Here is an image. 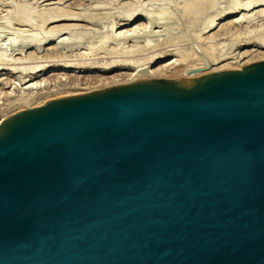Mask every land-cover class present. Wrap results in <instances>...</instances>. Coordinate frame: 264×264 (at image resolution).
<instances>
[{
    "label": "water",
    "instance_id": "95a60500",
    "mask_svg": "<svg viewBox=\"0 0 264 264\" xmlns=\"http://www.w3.org/2000/svg\"><path fill=\"white\" fill-rule=\"evenodd\" d=\"M0 264H264V59L7 116Z\"/></svg>",
    "mask_w": 264,
    "mask_h": 264
},
{
    "label": "bare ground",
    "instance_id": "6f19581e",
    "mask_svg": "<svg viewBox=\"0 0 264 264\" xmlns=\"http://www.w3.org/2000/svg\"><path fill=\"white\" fill-rule=\"evenodd\" d=\"M46 1L49 0H8V9L6 8V12H3L5 14H0L1 16L2 14L4 15L0 16L2 23V26H0V71H7V75L15 74L20 77L22 82L26 78L38 75V73L42 75L44 80L46 78L49 79L46 75L51 74L52 71L50 70V73H46L48 70L46 61L41 59L44 61L40 60V62L37 60L38 62H36L34 61L36 58L32 57L33 54L45 49H53V51L55 49L54 53L56 50H60L63 54L62 56H72L74 54L77 56L88 55L94 61L98 58H103L104 60V58L107 59L109 57L110 60L103 61L104 63L102 62L99 66L96 65L97 62H94L90 58L92 60L90 67L109 70L107 72H110V69H129L130 72L127 74L129 77L127 78L140 80L159 78L162 71L167 70L173 63L181 65L176 69L177 72H182L179 78H191L208 71L223 70V68L229 65L226 62L228 59H243L249 53L250 50L241 49L242 52L237 51L236 56L235 54L232 55L235 52H232V47L238 41L236 39L242 35L246 36V41L252 39L260 43V48H264V20L261 23V21H257L256 19L259 17L257 14H260L261 17L264 16V0H151L148 3H145L144 0H129V2L127 0L126 3L124 0L125 3L122 2V4V0H109L110 2H107L109 5L104 3L105 0H93V4L91 3L92 5L89 8L87 6L89 4L85 5L88 9L82 12H80V9L78 12L72 9L74 13L66 12L67 7H64L63 11L61 8L59 9L61 6L60 4L57 6L59 0L44 4ZM117 2L121 6L115 7H119L117 10H120L116 15H113L112 10L116 9L114 5ZM71 5L76 7L74 3ZM259 7H263V9L254 12ZM213 9L216 12L213 11L214 14H209ZM241 13L242 15H240ZM230 15H237V17L234 16V18H230L226 23L221 24L226 18L229 19ZM254 20L257 21L254 23V26L250 25ZM78 22H86L91 27L86 29L85 26V30L81 29L82 26L79 27L80 23ZM51 24H55V26ZM50 25L52 27H49ZM124 27H129V29H125ZM156 28L157 30H155ZM243 36L242 38L244 39ZM226 37H228L227 41H224L226 39L221 42L219 41V39ZM51 43L54 44L53 46L51 45L52 47L49 46ZM30 49L31 52H29ZM27 51L28 54L26 53ZM22 54L25 55L19 57ZM49 54L52 56L51 51ZM143 54L146 55L143 57ZM168 54L175 59L171 58V61L170 59L161 61V58H164ZM31 57L34 59V62L31 61ZM67 58L65 59L66 61L62 58L65 61L63 62L65 66H62L66 69L70 67L68 64L74 60L70 59L67 63ZM45 59L47 58L45 57ZM58 59L60 60V58ZM79 61H82V57ZM48 62L51 63V61ZM52 62L55 63L54 60ZM84 62L86 63L85 60ZM249 62L248 58L239 65H246ZM88 63H86L87 66ZM92 63L94 64L93 66ZM79 65L81 66V64ZM241 66L237 68L241 69ZM61 70L63 69L61 68ZM75 73L81 72L77 71ZM66 74L69 76L68 73ZM115 76L111 74L101 78L115 80ZM6 77L4 75L2 78L6 80ZM7 78L10 79L11 77ZM3 79L0 82H3ZM42 80L40 81L42 82ZM44 80L43 82H47ZM6 81L7 84L9 80ZM59 81L60 79L58 83H60ZM11 82L9 81V83ZM41 82L37 81L34 83L32 79L26 80V83H29V85L26 91L24 89L27 84L21 87L22 89L24 88L23 92L20 91L21 89L16 90L17 83L15 84L16 86H13L14 84L11 83L13 84L12 88L16 87L15 90L21 92L19 94H16L13 90L9 91L10 88H6L8 90L6 91L2 89L4 87L1 88L0 86V90H4L3 93L1 92L2 94L0 93L2 95V100L0 99V123L6 118V108L15 104H24L27 107H32L29 105H31L35 95L40 93V90H46V88L36 90L37 84L39 83L40 86ZM9 83L8 85L11 86ZM78 93L81 92H76L75 94Z\"/></svg>",
    "mask_w": 264,
    "mask_h": 264
},
{
    "label": "rangeland",
    "instance_id": "374dc122",
    "mask_svg": "<svg viewBox=\"0 0 264 264\" xmlns=\"http://www.w3.org/2000/svg\"><path fill=\"white\" fill-rule=\"evenodd\" d=\"M52 1H54V0H49V1H46L44 4H49V3H51ZM84 1V2H83ZM86 0H59L58 1V4H57V6H59V4L62 6H60L59 7V9L61 8L62 9V11H63V9H65L66 7V12H68V13H71V12H73L74 13V11L73 10H75V12H78L79 11V9H80V12H82V11H85V9H88L89 8V6H91L92 4H93V0H91V2H90V0H87L86 2H85ZM120 1V0H119ZM151 0H144V2L145 3H148V2H150ZM220 1H222V0H220ZM223 1H225V0H223ZM77 2H78V4H77ZM80 2V3H79ZM107 2H110L109 0H105V2L104 3H107ZM122 2L123 3H127V0H125V2H124V0H122L121 1V4H122ZM128 2H129V0H128ZM8 0H0V14L1 13H3L4 11L6 12V8L8 9ZM62 3V4H61ZM73 4L74 3V5L76 6V7H74L73 5H71V4ZM83 5H82V4ZM86 3V4H85ZM92 3V4H91ZM118 3V4H117ZM115 5H114V7L115 6H121V4L119 3V2H117ZM67 4V5H66ZM87 4H89V5H87ZM81 5V6H80ZM85 5H87L88 6V8H87V6H85ZM107 5H109L108 3H107ZM73 6V7H72ZM81 7V8H79V7ZM86 8H85V7ZM51 7H53V6H51ZM65 7V8H64ZM70 7V8H69ZM83 7V8H82ZM76 8V9H75ZM116 9H113L112 11H113V15H116L117 13H118V11L120 10H117L118 8L117 7H115ZM69 9V10H68ZM73 9V10H72ZM81 9H83V10H81ZM259 9L261 10V9H263V7H259L258 8V10H255L254 12H257V11H259ZM68 10V11H67ZM61 11V10H60ZM70 11V12H69ZM213 11H215V9H213L212 11H210V12H212V13H210L209 12V14H214V12ZM229 11V10H228ZM216 12V11H215ZM227 12V11H226ZM115 13V14H114ZM3 14H5V13H3ZM2 14V16H4ZM239 17H241L240 15H242V13L239 15V14H237ZM237 15H230L229 16V19H227L226 18V20H224V21H222L221 22V24H224V23H226V21H228V20H230V18L232 19V18H234V16L235 17H237ZM257 15H259V19L258 18H256L257 19V21H261V23H263V20H264V16H260V14H257ZM256 15V16H257ZM1 16V15H0ZM1 16V17H2ZM112 18V17H111ZM108 19H110V17H108ZM257 21H255L254 20V22H252V23H250V25L252 24L253 26H254V23H256ZM141 22V21H140ZM78 23H80V26L79 27H81V29H84V27L86 26V29L87 28H89V27H91L89 24H86V22L84 23V22H78ZM52 25V24H51ZM49 26V27H52V26H55V24H53L52 26ZM84 25V26H83ZM89 25V26H88ZM245 25V24H244ZM0 26H2V23H1V21H0ZM88 26V27H87ZM16 27V26H15ZM125 29L127 28V29H129V27H124ZM85 30V29H84ZM155 30H157V28L155 29ZM243 36V35H242ZM242 36H240V37H238L237 39H236V43L234 44V46L232 47L233 48V51L232 52H234L232 55H234L235 54V56H236V54L238 53V52H242V50L241 49H243V50H250L249 51V53L243 58V59H240V58H235V59H228L226 62H228L229 63V65H227L228 67H225V68H223V69H239V68H237L238 66H241V65H239V64H241V62H243L244 60H246V59H248L249 58V60H250V62H253V61H257V60H261V59H264V48H260L261 46H259L260 45V43H257V42H255L254 40H248V41H246V36H243L244 37V39L242 38ZM221 38V37H220ZM239 38H240V41H241V43H240V41H239ZM224 39H226V40H224ZM227 39H228V37H226V38H222V39H219V41L221 42V41H227ZM244 40V41H243ZM229 41V40H228ZM250 41H251V43H250ZM5 43V42H4ZM239 43V44H238ZM245 43H247L246 45H245ZM258 44V45H257ZM53 46L54 44L53 43H51L49 46ZM237 45V46H236ZM243 45H245V46H243ZM249 45V46H248ZM51 46V47H52ZM247 46V47H246ZM243 47V48H242ZM245 47V48H244ZM45 48H47V47H45ZM237 49V50H236ZM238 49H240V50H238ZM47 50H48V52H47ZM50 51H51V54H52V56L49 54L50 53ZM52 51H53V49H45V50H41L39 53H36V54H31L32 55V57L35 59H33L32 57H31V61L32 62H34V61H36V62H38L37 60H41V59H44L46 62V64H47V69L49 70H47V74L48 73H50L51 71V74H48V75H46L47 77H49V79H50V76H51V79H50V81H48L49 79L48 78H46V76H45V78L47 79H43V77H42V75H40V73H38V75H36V76H34V77H29V78H26L25 79V81H21V79H20V77H18L17 75H13V74H9V75H7V71H5V70H2V71H0V78H2L4 75L5 76H7V77H11L10 79H8L7 77L5 78L6 80H9L10 82H11V80H12V82L11 83H13V84H11V83H9V81H8V83L9 84H11V86L10 85H8V83L6 84V80H4L3 78V82H0V86H1V88L2 87H4V88H2V89H4V90H6V88L8 89V88H10L9 89V91L10 90H13V92H15L16 94H19V93H21V92H23L22 90L24 89H22L21 87H24L23 85H26V87H25V89H24V91H26L27 90V86L29 85V83H26V80H33V82L35 83V82H41L40 80H44V81H47V82H43V80H42V82H41V84L43 83L44 84V87H43V84L41 85L40 84V86H39V83L37 84V86H35V87H37V89L36 90H40L41 88L43 89H45L46 88V90H40L39 92L40 93H38V91H37V93L38 94H36V95H38V96H36L35 95V97H34V99L32 100V103H31V105H29V106H38V105H41V104H43V103H45L46 101H48V100H51V99H55V98H58V97H62V96H66V95H72V94H75L76 92H81V93H84V92H87V91H92V90H98V89H103V88H105V87H109V86H114V85H118V84H124V83H128V82H132V81H136V80H138V79H128L127 77H129L127 74L130 72V70L129 69H110L111 71L110 72H107V71H109V70H102V69H96V68H93V67H90V64H91V62H92V60L94 61V59L92 58V57H90V56H77V55H64L66 58L68 57H70L69 59L67 58V63H68V60L70 61V59L72 60V59H74V60H80L81 59V57H82V61H79V62H81V63H79L78 61H72V62H70L68 65L70 66V67H68L67 69L66 68H64L63 66H65V63H63V62H65L66 60V58L64 59V56H62L63 54H62V52L60 51V50H56V52H57V54H56V52L54 53V51H55V49H54V51H53V53H52ZM61 52V55H60V52ZM238 51V52H237ZM29 52H31V49L29 50ZM231 52V53H232ZM27 54H28V51L26 52ZM58 53H59V55H58ZM14 54V53H13ZM26 54V55H27ZM30 54V53H29ZM39 55V57H38V55ZM49 54V55H48ZM53 54H54V56H53ZM170 54H172V53H170ZM170 54H168L167 56H165L164 58H161V61H166V59L168 60V59H170V61H171V58L172 59H175V58H173V57H171V55ZM14 55H17L16 53L14 54ZM13 55V56H14ZM25 54H22V55H19V57H21V56H24ZM35 55H36V57H35ZM42 55H44V56H42ZM55 55H57L56 57H55ZM146 54H143L142 56L144 57ZM50 57L49 59H48V57ZM234 56V57H235ZM18 57V56H17ZM45 57L47 58V59H45ZM53 57H55V58H53ZM76 57H77V59H76ZM86 57V58H85ZM167 57V58H166ZM58 58H60V60L58 59ZM65 60V61H63V59ZM85 58V59H84ZM88 58V59H87ZM90 58H92V60L90 59ZM251 58V59H250ZM87 59V60H86ZM34 60V61H33ZM44 60H41L42 62L44 61ZM51 61V63L50 62H48V61ZM55 61V63L54 62H52V61ZM57 60V61H56ZM84 60L86 61V63H88V62H90V63H88V66L86 65V63L84 62ZM108 60H110L109 59V57H107V59L106 58H104V60H103V58H98V59H96L94 62H97L96 63V65L97 66H99V64L101 65V63L104 61H108ZM30 61V60H29ZM40 61V62H41ZM158 61H160V60H158ZM48 62V63H47ZM58 62V63H57ZM59 62H61V63H59ZM82 62H84L83 64H82ZM93 62V63H94ZM103 62V63H104ZM249 62V63H250ZM57 63V64H56ZM92 63V66L94 65ZM55 64V65H54ZM73 64H74V66H73ZM79 64H81V66H82V68H81V66L79 65ZM53 65V66H52ZM60 65H61V68L63 69V70H61V68H60ZM63 65V66H62ZM76 65V66H75ZM77 66H79V67H77ZM86 66V67H85ZM181 65H179V64H177V63H173L172 65H170L169 66V68L167 69V70H164V71H162V73H161V75L159 76V78H165V79H175V78H179V77H181V71L180 72H177V68L178 67H180ZM50 67V68H49ZM56 67V68H55ZM75 68V69H77V70H75V69H73V68ZM95 67V66H94ZM242 67V66H241ZM240 67V68H241ZM54 68V69H53ZM82 69V70H81ZM95 69V70H94ZM51 70V71H50ZM66 70V71H65ZM75 70V71H74ZM176 70V71H175ZM222 70V69H221ZM55 71V72H54ZM60 71V72H59ZM81 72V73H75V72ZM54 72V73H53ZM61 72H63V73H61ZM68 73V75L69 76H67V74L66 73ZM209 72V71H208ZM62 74V75H61ZM72 74V75H71ZM74 74V75H73ZM116 75L115 77V80L114 79H110V78H101V77H104V76H109V75ZM14 77H13V76ZM50 75V76H49ZM61 75V76H60ZM18 78H17V77ZM24 76V75H23ZM66 76V77H65ZM123 76H125V77H123ZM26 77H28V76H26ZM39 77V78H38ZM65 77V78H64ZM70 77V78H69ZM19 79V80H17V79ZM41 78V79H40ZM64 79V81H63V79ZM123 78V79H122ZM2 79H0L1 81H2ZM15 79V80H14ZM60 79V83H61V85H59L60 83H58V80ZM62 79V80H61ZM67 79H69V80H67ZM74 79V80H73ZM75 79H77V80H75ZM99 79H101V81H99ZM122 79V80H121ZM16 80H17V82H16ZM70 80H72V81H70ZM62 81V82H61ZM65 81H67V82H65ZM4 82H5V85H4ZM15 82V83H14ZM20 82V83H19ZM72 82V83H71ZM3 83V84H2ZM17 83V84H16ZM22 83V84H21ZM30 83H32V81H30ZM65 83V85H63ZM17 85V88L16 87H13L12 88V85L13 86H16ZM48 86H47V85ZM55 84V85H54ZM2 85H4V86H2ZM20 85V86H19ZM10 86V87H9ZM46 86V87H45ZM88 86H90V87H88ZM15 88H16V90L18 89V90H20L21 92H18V91H16L15 90ZM40 88V89H39ZM48 88V89H47ZM50 88V89H49ZM0 90V93L2 92H4V90ZM6 91H8V90H6ZM1 93V94H2ZM4 96V95H3ZM2 95H0V99L2 100ZM4 98V97H3ZM0 100V101H1ZM25 108H29V107H27V105H17V104H15V105H13V106H11V107H8V108H6L5 109V116L7 117V116H9V115H11L12 113H14V112H16V111H18V110H21V109H25Z\"/></svg>",
    "mask_w": 264,
    "mask_h": 264
}]
</instances>
